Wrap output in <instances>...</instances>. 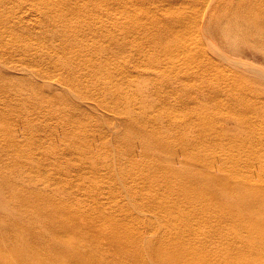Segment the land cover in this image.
<instances>
[{
  "label": "bare ground",
  "instance_id": "6f19581e",
  "mask_svg": "<svg viewBox=\"0 0 264 264\" xmlns=\"http://www.w3.org/2000/svg\"><path fill=\"white\" fill-rule=\"evenodd\" d=\"M215 38L264 58V0H0V264H264V86Z\"/></svg>",
  "mask_w": 264,
  "mask_h": 264
},
{
  "label": "rangeland",
  "instance_id": "374dc122",
  "mask_svg": "<svg viewBox=\"0 0 264 264\" xmlns=\"http://www.w3.org/2000/svg\"><path fill=\"white\" fill-rule=\"evenodd\" d=\"M216 39V40H215ZM215 39H213V41H212V46H209L208 48H207V52H208V54H209V56L210 57H212L216 62H218V64L217 65H219V66H221L222 68H225L226 70H228V71H231V72H235L234 71V69H237L236 71H239V72H242V74H243V76H246V77H249V79H251L252 80V82H254V81H256L258 84H256L257 86H259L261 89H262V86H264V78H261V77H259V75L257 74V73H255L256 71L254 70V69H252V70H254V71H250V69L249 68H251V67H257L256 69H258V70H260V71H264V58H263V56H261L260 55V53H250V52H245V51H243V52H239L238 54H233V53H231V52H229L226 48H225V45L223 44V42L222 41H220L219 39H217V38H215ZM217 41V42H216ZM214 43V44H213ZM215 45H216V47H215ZM220 45V46H219ZM214 46V47H213ZM219 46V47H218ZM213 47V48H212ZM214 48H216V49H214ZM216 50H219L220 52H222L225 56L226 55H228L227 56V58H229V59H233V60H236V61H239V60H241L242 61V64H243V66H241V67H238L237 66V64H235L234 65V63L233 64H231V62L229 63H227V61H221V59H218L217 58V56H216V54H215V52H216ZM225 50H227V51H225ZM230 53V54H229ZM237 58L239 59V60H237ZM244 61V62H243ZM245 65H246V67H245ZM249 65H251V66H249ZM248 66V67H247ZM246 68V69H245ZM259 68H261V69H259ZM0 70H2V69H0ZM243 70V71H242ZM3 72H4V70H2ZM11 73H13V72H11ZM13 74H15V75H17L15 72L13 73ZM253 75V76H252ZM254 80V81H253ZM262 83V84H261ZM264 88V87H263ZM259 89V88H258ZM220 100H223V99H220ZM2 103H3V101H2ZM211 103V104H210ZM210 103H208V105H212V104H214L213 102H210ZM0 104H1V99H0ZM92 112H94V111H92ZM101 111H97V113H95V115H97L98 113V117L97 118H99V116L100 117H102L103 118V115L104 114H102V112L100 113ZM102 115V116H101ZM100 119V118H99ZM2 120V119H1ZM1 122V121H0ZM227 127H228V129H230L231 127H232V124H227ZM12 129L14 128L15 130H17V133H19V134H21L22 132H25L26 131V129L24 128V127H20V126H17V127H14V126H12L11 127ZM25 130H24V129ZM213 149V148H212ZM211 151H213V152H218L219 153V150H216V149H214V150H211ZM220 165V163L219 162H216V166H219ZM228 166H230V164H228ZM257 172H259L258 170H257ZM257 172H255V173H257ZM254 173V174H255Z\"/></svg>",
  "mask_w": 264,
  "mask_h": 264
}]
</instances>
